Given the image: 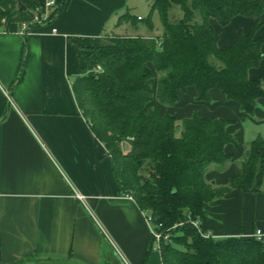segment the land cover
Instances as JSON below:
<instances>
[{
    "label": "crops",
    "instance_id": "crops-1",
    "mask_svg": "<svg viewBox=\"0 0 264 264\" xmlns=\"http://www.w3.org/2000/svg\"><path fill=\"white\" fill-rule=\"evenodd\" d=\"M45 1L35 0L39 8ZM129 9L130 0H67L52 20L24 36L20 22L0 31V264H163L154 245L147 255L152 237L146 213L120 191L107 150L72 89L89 49L109 44L114 36H148L122 22ZM253 20L238 16L222 26L211 18L217 46L233 45ZM257 36H264V25ZM263 74L264 60L248 77ZM196 96L190 87L179 92L173 106L156 100L152 105L179 119L198 111L205 118L232 121L228 132L239 148L226 145L231 161L213 164L206 173L207 182L224 186L241 173L250 143L259 136L249 140L247 131L264 125V97L249 116L217 89L210 91L209 101ZM71 185L87 198L89 210L72 197ZM199 225L213 238L264 232V190L233 189L205 203Z\"/></svg>",
    "mask_w": 264,
    "mask_h": 264
},
{
    "label": "trees",
    "instance_id": "trees-1",
    "mask_svg": "<svg viewBox=\"0 0 264 264\" xmlns=\"http://www.w3.org/2000/svg\"><path fill=\"white\" fill-rule=\"evenodd\" d=\"M66 1L58 2L48 21ZM150 1L145 24L152 31V15L158 12L162 33L114 36L109 44L89 49L86 65L72 83L76 103L104 144L120 191L131 194L160 231L169 233L171 242L162 240L160 246L163 264H264L263 241L206 238L186 222L188 213L201 218L205 203L233 189L264 190V137L250 143L241 173L227 185L215 186L206 181L209 167L231 161L226 145L239 148L228 132L232 121L205 118L198 111L179 119L162 115L159 105H152L156 100L173 106L179 92L190 87L197 90V101H209L210 91L217 89L253 116L264 97V74L248 77L264 60V36H257L264 25L259 21L264 0ZM172 5L182 10L175 21L168 14ZM39 9L35 0H0V24L2 19L9 24L31 21ZM238 16L254 19L250 31L239 32L233 45L220 49L210 19L226 26ZM121 18L134 27L143 20L129 13ZM20 73L21 68L17 78Z\"/></svg>",
    "mask_w": 264,
    "mask_h": 264
},
{
    "label": "built area",
    "instance_id": "built-area-1",
    "mask_svg": "<svg viewBox=\"0 0 264 264\" xmlns=\"http://www.w3.org/2000/svg\"><path fill=\"white\" fill-rule=\"evenodd\" d=\"M57 6H58V2L56 0H46L43 7L41 8L43 9V12L40 15L39 14L34 15L31 21L20 22L21 29L19 33L24 36L27 33H29L33 28H35L33 27L34 25L36 24L41 25V24H45L46 22H48V18H49L48 16L50 12H52ZM6 25H7L6 20L2 19L1 24H0V31H6ZM100 69H101L100 66H97L96 70H100ZM6 96L9 102L13 104V101L8 92L6 93ZM71 188L73 191L72 197L77 199L80 203L83 204V206H85V208L89 210L87 198L83 194L75 190V188L72 185H71ZM126 197L131 200H134L131 194L127 193ZM146 218H147L148 223L150 224L151 237L154 239L155 249L160 251L162 240L171 242L169 233L160 231V225H155L147 214H146ZM186 222L192 224L203 237H206V238L212 237L210 234H206L201 231L200 225H199V218H193L192 215L188 213ZM251 238H255L258 241L264 242V232L261 229H256L251 235Z\"/></svg>",
    "mask_w": 264,
    "mask_h": 264
},
{
    "label": "rangeland",
    "instance_id": "rangeland-1",
    "mask_svg": "<svg viewBox=\"0 0 264 264\" xmlns=\"http://www.w3.org/2000/svg\"><path fill=\"white\" fill-rule=\"evenodd\" d=\"M150 11H151V1L150 0H130L129 14L135 17L141 16L143 19L142 21L138 23V26H137L140 29L139 30L140 33L145 34V35L146 34L147 35H160L162 33L163 28H162V22H161L158 12H154L152 15V22L154 26V29L152 31L149 30L145 24V20L148 18ZM42 12H43V9L40 8L37 12L33 13V16L36 14L40 15ZM52 12H50L48 16L49 18L51 17ZM168 14H169L170 21H175L182 17V10L178 5H172L169 8ZM131 28L129 32L131 33L136 32L135 29H131ZM255 134L264 137V125L259 126V127H254V126L252 127L251 125V129L247 131L248 139L251 140L253 135Z\"/></svg>",
    "mask_w": 264,
    "mask_h": 264
},
{
    "label": "water",
    "instance_id": "water-1",
    "mask_svg": "<svg viewBox=\"0 0 264 264\" xmlns=\"http://www.w3.org/2000/svg\"><path fill=\"white\" fill-rule=\"evenodd\" d=\"M124 148H127V146L125 145Z\"/></svg>",
    "mask_w": 264,
    "mask_h": 264
}]
</instances>
